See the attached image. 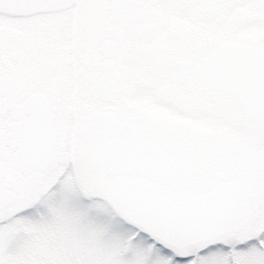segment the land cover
<instances>
[{
	"label": "snow or ice",
	"instance_id": "1",
	"mask_svg": "<svg viewBox=\"0 0 264 264\" xmlns=\"http://www.w3.org/2000/svg\"><path fill=\"white\" fill-rule=\"evenodd\" d=\"M62 197L137 264H264V0H0V264H116Z\"/></svg>",
	"mask_w": 264,
	"mask_h": 264
},
{
	"label": "rangeland",
	"instance_id": "2",
	"mask_svg": "<svg viewBox=\"0 0 264 264\" xmlns=\"http://www.w3.org/2000/svg\"><path fill=\"white\" fill-rule=\"evenodd\" d=\"M118 214L107 202H93L86 205L82 202H75L70 198L62 197L54 200L48 206L47 223L49 233L55 227L54 223L60 222L61 226L77 233L83 232L86 237L92 236L93 245L106 248L110 253L114 247L123 244L128 248L124 235L113 228V221ZM110 228L107 237L106 230ZM105 229V231H104ZM91 243V244H92ZM133 260L138 261V255L133 254ZM132 260V258L130 259ZM164 264H167L165 261ZM201 264H204L202 261Z\"/></svg>",
	"mask_w": 264,
	"mask_h": 264
},
{
	"label": "trees",
	"instance_id": "3",
	"mask_svg": "<svg viewBox=\"0 0 264 264\" xmlns=\"http://www.w3.org/2000/svg\"><path fill=\"white\" fill-rule=\"evenodd\" d=\"M55 227L52 231H50V237L51 241L53 244H64L66 242H73V243H78V242H86L91 244L92 243V236L86 237L85 233L81 232L77 233L75 231H70L64 229L60 224V222L54 223ZM109 230L108 228L106 230V234L104 233L102 236L107 237L109 235ZM105 231V229H104ZM96 251H101L103 253H106L110 257H115L116 258V264H137L136 261L133 260V256H128V248L123 244V246L119 245L117 248L114 247L113 252L110 253L106 248L101 247L99 249V246L91 244ZM132 258V260H130Z\"/></svg>",
	"mask_w": 264,
	"mask_h": 264
},
{
	"label": "water",
	"instance_id": "4",
	"mask_svg": "<svg viewBox=\"0 0 264 264\" xmlns=\"http://www.w3.org/2000/svg\"><path fill=\"white\" fill-rule=\"evenodd\" d=\"M108 203L111 205V207H112L113 209H115L116 211H118V209L116 208V206H115L114 204H112L111 201H108Z\"/></svg>",
	"mask_w": 264,
	"mask_h": 264
}]
</instances>
